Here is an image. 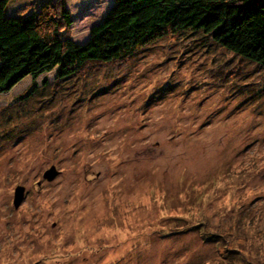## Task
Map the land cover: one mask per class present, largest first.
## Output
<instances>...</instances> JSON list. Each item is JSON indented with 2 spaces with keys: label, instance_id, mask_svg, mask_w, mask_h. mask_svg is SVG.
Wrapping results in <instances>:
<instances>
[{
  "label": "rangeland",
  "instance_id": "rangeland-1",
  "mask_svg": "<svg viewBox=\"0 0 264 264\" xmlns=\"http://www.w3.org/2000/svg\"><path fill=\"white\" fill-rule=\"evenodd\" d=\"M113 1L65 0L72 37ZM35 82L0 93V264H264L263 67L188 31Z\"/></svg>",
  "mask_w": 264,
  "mask_h": 264
},
{
  "label": "trees",
  "instance_id": "trees-1",
  "mask_svg": "<svg viewBox=\"0 0 264 264\" xmlns=\"http://www.w3.org/2000/svg\"><path fill=\"white\" fill-rule=\"evenodd\" d=\"M10 1L0 0V93L29 76L32 84L19 100L36 90L42 74L53 70L56 81L65 80L188 31L264 68V0H114L81 42L72 37L65 0H45L36 21L18 24L3 19Z\"/></svg>",
  "mask_w": 264,
  "mask_h": 264
},
{
  "label": "water",
  "instance_id": "water-1",
  "mask_svg": "<svg viewBox=\"0 0 264 264\" xmlns=\"http://www.w3.org/2000/svg\"><path fill=\"white\" fill-rule=\"evenodd\" d=\"M59 171L56 169L54 165H52L48 170L43 173V177L49 181H51L55 176H57ZM24 196V186L18 185L15 188V196H14V205L17 207Z\"/></svg>",
  "mask_w": 264,
  "mask_h": 264
},
{
  "label": "crops",
  "instance_id": "crops-1",
  "mask_svg": "<svg viewBox=\"0 0 264 264\" xmlns=\"http://www.w3.org/2000/svg\"><path fill=\"white\" fill-rule=\"evenodd\" d=\"M6 11V10H5ZM38 19V18H37ZM33 22L36 21V20H32Z\"/></svg>",
  "mask_w": 264,
  "mask_h": 264
}]
</instances>
